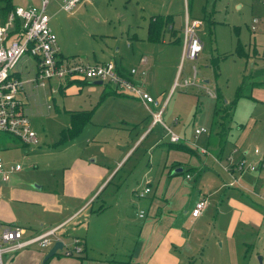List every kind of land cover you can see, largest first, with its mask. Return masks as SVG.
<instances>
[{
  "label": "rangeland",
  "instance_id": "374dc122",
  "mask_svg": "<svg viewBox=\"0 0 264 264\" xmlns=\"http://www.w3.org/2000/svg\"><path fill=\"white\" fill-rule=\"evenodd\" d=\"M31 2L38 3L39 0H12L13 5ZM59 4L60 0H50L46 12L50 15V25L57 35L61 52L85 61H95V58L112 59L117 63L122 61L128 68H138L139 53L148 55L152 65L149 74L156 77L160 86L159 91L153 93L161 102L167 99L163 120L187 142L168 143V138L161 139L164 130L159 123L146 137L137 141L141 130L137 123L142 116L141 111L145 110L135 100L111 98L96 112L103 101L100 100V91L106 83L92 84L100 94L92 102L89 100L91 93L86 88L82 92V100L71 94L70 84L61 91L56 79H50V84L47 81L45 86L35 89L25 84L24 110L38 135V143L27 145L13 134L0 131V157L8 163L19 162L22 165L12 176L20 179L19 185H40L38 191L43 195L41 201L12 202L16 214L13 220L25 226L23 237H30L59 222L75 208L79 198L74 196V191L79 187L74 189L72 182L79 158L87 163L101 164L112 172L88 201L90 205L60 227L57 235L64 245L55 254L45 258L55 242L52 239L46 246L33 243L6 254L4 264H121L107 259L94 263L96 256L104 255L93 248L100 247L95 230L100 224L105 226L108 231L105 232L106 246L124 252L116 255L118 258L125 260L128 257L125 253L134 248L135 227H139L141 221L136 212L143 207L146 198L141 195L146 187V183L140 180L142 174H154L163 157L181 162L184 169L206 162L214 170H202L198 178L196 191L198 188L204 191L208 183L206 173L212 172L217 176L218 172L222 178L229 175L222 165L228 163L230 152L236 158L244 149L252 150L254 146L264 144V5L260 0H85L66 10ZM162 13L172 15V20L162 31L167 42L149 44L146 40L147 23L153 15ZM186 13L190 20H202L196 32L201 37L203 48L195 59L184 57L181 61L182 49L177 41L180 39L182 44ZM254 15L261 17V30L250 29ZM5 18L6 11H2L0 24ZM27 56L24 55L21 61L28 65L31 63L29 76H33L36 66L34 60ZM179 63L176 76L179 81L185 78L191 81L194 69L197 71L195 80L198 81L186 87L177 84L170 91L168 84ZM26 68L22 66L23 70ZM24 77L25 74L22 79ZM244 78L242 93L237 97L238 86ZM206 88L216 93V97L210 96ZM225 101L233 104V108L229 120L225 121L228 133L221 152L220 128L214 112L216 104ZM80 108L93 111L91 121L75 137L60 141L61 129L69 125L71 112ZM196 127H205L207 131L195 134ZM165 142L169 148L156 147ZM193 142L220 156V161H216L212 153L199 154L196 148L191 147ZM195 170L190 172L196 175ZM224 181L228 183L226 178ZM233 185L240 187L236 183ZM50 193L56 194L55 200L49 199L47 195ZM140 202L143 203L140 205ZM86 232L93 235L90 239L93 246L88 243L86 251L65 254L67 248L73 247L74 237ZM247 239L257 242V246L248 249L245 259L241 253L240 261L264 264V237L259 241L248 235ZM127 245L130 250L125 249ZM205 262L200 258L192 264H207ZM219 264L227 263L221 260Z\"/></svg>",
  "mask_w": 264,
  "mask_h": 264
},
{
  "label": "crops",
  "instance_id": "0c3cea01",
  "mask_svg": "<svg viewBox=\"0 0 264 264\" xmlns=\"http://www.w3.org/2000/svg\"><path fill=\"white\" fill-rule=\"evenodd\" d=\"M260 2L264 5L262 0H260ZM157 15L165 16V24L163 27L164 30L167 23L172 20V15L169 13ZM188 15L189 14L186 13L183 27L186 21L190 20ZM147 27L148 23L146 26V40L149 44H156L166 41L163 33L158 41L150 40L148 38ZM170 40H172V38ZM177 42L182 49L181 40L179 39ZM27 57L33 59L36 66V59L30 55ZM182 58H184L183 55L181 57V61ZM95 59V61L107 60V58ZM115 63L122 69H128V67H126L122 61ZM30 64L31 63H29V65ZM29 65L24 61L22 62L20 59L15 67V73L21 78L24 74L26 75V77H24L25 79L32 78L35 73L33 76H29ZM22 66H26L27 68L23 70ZM136 66H138V68H136L138 75L135 77V80L140 83L148 92L155 96L153 92L159 91L160 86L158 85L156 77L149 74V69L152 66L151 59L148 55L139 53L137 55ZM179 66L180 63L178 64L175 75H172L169 81L168 87H170V91L175 85H181L182 81L184 80L183 79L182 81H179V79L176 78L177 73H179ZM194 74L196 76V69L193 71V75ZM69 84L71 85L69 87L71 94L74 96L78 95V98H82V92L84 91V88H86L87 92L91 93V95H89V100L91 102L96 101L98 99V95H100L97 94L98 89L92 87V84L97 83L80 78L64 80L62 84L59 85L60 90L62 91ZM26 85H29V87L32 89L39 87L38 85L36 86L31 82H27ZM181 86L186 87L188 85ZM100 93V100L103 101L97 107L96 112H99L100 106L102 104H106L111 98L115 100H135V102L145 110V113L141 111L142 116L137 123V128L141 129L139 130L137 141L146 137L150 132L153 131L156 124L151 126V117L149 111L139 99L126 92H117L112 86L108 84L102 88V92L100 91ZM160 93L162 94L164 92L161 91ZM25 96L26 91L24 92V98ZM155 97L159 99V97ZM83 99L84 98H82V100ZM165 100L167 99H164L161 102V99H159L160 103H165L163 116L167 103ZM80 110L87 109L80 108L72 111L70 114V121L72 113ZM143 118L146 120L144 121ZM90 121L91 118L88 122ZM131 126L134 128L135 124ZM163 130L164 133L162 136H160V138H168L164 128ZM181 141L184 143L187 142V140L184 138ZM168 143L176 142H171L169 140ZM219 145V150L222 152L224 149V144L221 145L220 140ZM156 147L169 148V145L165 142L159 143ZM198 153L203 155L199 151ZM243 153L246 155L248 160L254 158L251 149H244ZM180 164L182 163L179 161H170L168 158L163 157L159 160L157 164L158 169L154 174L148 175L146 172L140 176V180L146 183V186H150V190L147 192L143 190L144 194H141L146 198L143 197L145 198L144 205L136 212L138 218H140L141 221L139 227H135V246L129 253H125L128 255L125 260H122L116 256L119 253L124 252H118L114 250V248L106 246L108 242H105L107 239L105 237V232L108 231H106L104 228L105 226L103 227V225L100 224L99 228L95 230V238L98 240V245L100 246L98 248L92 245V241L90 239L93 235L91 233L88 232L87 234L86 232V234H77V236L80 237L82 251H86L87 245L89 243V245H92L96 251L104 254L101 257L96 256L94 258V263L102 262L103 259H107L110 262L121 264H192V261L201 258L202 260H206L207 262L205 263L207 264H219L221 263V260H225L227 264H247L240 261L239 255L242 253L243 259H245V257L248 255V249L252 246H257V242H251L247 239L248 235H252L253 238H258L259 241L263 240L264 202L251 194L247 188L245 189L241 187H235L233 184H230L231 177H229V175H224L222 178V176H219L218 172H216L217 176L213 175L212 172L206 173L205 179L208 181V183L206 182L205 185L206 189L201 191L200 188H198V191H196V185L198 183V178L202 175V170L211 169L212 167L206 165V162L205 164L203 162L202 164L196 165V168H186V170ZM194 169H196V175L190 172ZM111 172L112 171H109L101 164L93 162L87 163L86 160L79 158L77 170H75V173H73L74 176L72 182V187L74 189L79 187V189L74 191V196L79 198L77 205L71 212L65 214V216H63L59 222L41 231H38L37 233H41L57 225H65L75 214H77V212H79V210L88 207V205H90L88 204V201L94 197L100 186H102V184L108 179ZM12 174L10 179L7 181L0 179V225L13 223L21 225L13 220V218L16 217L12 206L13 201H41V197L43 196L38 191L40 187L19 185L18 182L20 179L12 176ZM78 177L81 178V180H78ZM263 177L264 173L257 170L242 174L239 180L245 187H253L259 186V183ZM224 178L228 180V183L224 181ZM81 182H83L84 185H81ZM63 186L65 187V185ZM65 190L67 192L69 191L66 188ZM134 194L138 196L135 192ZM47 196L50 200L56 199L55 193H50ZM202 197L207 199L206 206L201 210L199 215H192L191 211L195 205V202ZM142 203L143 202H140L139 204L141 205ZM141 210L144 211L143 216H139L138 214ZM124 238H127L128 241L129 237L127 234H125ZM124 241H126V239H124ZM125 249L130 250L128 245L125 246ZM196 253H199V256L194 257ZM108 256L109 258H103Z\"/></svg>",
  "mask_w": 264,
  "mask_h": 264
},
{
  "label": "built area",
  "instance_id": "2783aa9c",
  "mask_svg": "<svg viewBox=\"0 0 264 264\" xmlns=\"http://www.w3.org/2000/svg\"><path fill=\"white\" fill-rule=\"evenodd\" d=\"M85 0H60V8L71 10L78 3ZM50 0H39L38 3L26 5H13L12 0H0V13L6 11L4 23L0 24V131L9 132L18 137L27 145H36L38 135L30 125L28 114L24 110L26 103L24 98L25 84L31 82L34 85L45 86L50 79H56L60 84L67 79L80 78L84 80L100 79L114 88L117 92H126L139 99L148 109L151 117V126L159 123L165 129L166 135L171 142H179L183 138L171 130L163 120L165 103L148 92L135 80L137 69L131 67L122 69L114 60L85 61L75 56L63 55L60 52L58 39L50 25V15L46 12ZM264 3V0H262ZM261 17L254 15L250 29L255 31L259 28ZM202 24L200 18L187 20L184 25L182 40V55L190 59L198 56L203 48V42L198 36L196 29ZM28 54L36 59V72L32 78L22 79L15 73V67L21 57ZM195 74L190 81L184 79L181 85L196 84ZM54 87H52V90ZM206 92L216 97L211 89ZM205 127H196L195 134L206 132ZM202 154H211L210 150L191 143ZM235 148L233 149V151ZM253 159L248 160L241 152L236 158L230 152L227 156L228 163L223 164V169L231 176L230 184H238L241 188H247L251 194L264 202V177L259 186L245 187L239 180L240 175L250 171H262L264 173V144L254 146L251 150ZM216 161L220 156L213 155ZM19 162L8 163L0 157V179L7 181L13 171L21 169ZM150 187L146 186L147 192ZM207 199L202 197L195 202L191 211L192 215H199L206 206ZM139 216L144 211H139ZM62 225L51 227L41 233L24 238L25 227L18 224L0 225V264H4V256L12 254L26 246L37 243L39 246L50 244L52 239H61L57 232ZM64 245V244H63ZM80 237H74L73 247L67 248L65 254L80 253Z\"/></svg>",
  "mask_w": 264,
  "mask_h": 264
},
{
  "label": "trees",
  "instance_id": "16d2710c",
  "mask_svg": "<svg viewBox=\"0 0 264 264\" xmlns=\"http://www.w3.org/2000/svg\"><path fill=\"white\" fill-rule=\"evenodd\" d=\"M8 3L10 4V0H7V4ZM164 24H165V16L153 15L148 21V27H147L148 38L152 41H158L162 36ZM244 82H245V78L238 86L237 97H239L242 93ZM232 108H233V104H229L227 102L222 104L220 103V105L217 103L215 106L214 113L216 116V123H218V126L220 128L218 134H219V140L221 141V145L224 144L226 140V134L228 133V126L226 125L227 123L225 121L229 120L232 113ZM91 116H92V110H80L73 112L71 115L70 124L67 127L61 129L60 141H66L77 135L82 130L83 126L90 120ZM178 147L187 148L184 145H179Z\"/></svg>",
  "mask_w": 264,
  "mask_h": 264
},
{
  "label": "water",
  "instance_id": "95a60500",
  "mask_svg": "<svg viewBox=\"0 0 264 264\" xmlns=\"http://www.w3.org/2000/svg\"><path fill=\"white\" fill-rule=\"evenodd\" d=\"M91 82L93 83H97V84H101L102 81L100 79H95L92 80ZM36 187H40V185H35ZM63 246V242L61 241V239H57L55 240L53 246L51 247V249L48 251V253L46 254L45 258H48L49 256L53 255L56 253V251L61 248ZM98 264H103V263H98Z\"/></svg>",
  "mask_w": 264,
  "mask_h": 264
}]
</instances>
